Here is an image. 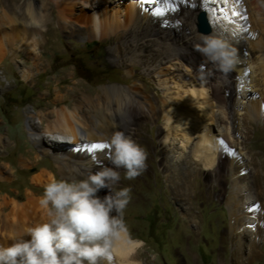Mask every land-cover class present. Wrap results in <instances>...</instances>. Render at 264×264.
I'll use <instances>...</instances> for the list:
<instances>
[{
  "label": "bare ground",
  "instance_id": "6f19581e",
  "mask_svg": "<svg viewBox=\"0 0 264 264\" xmlns=\"http://www.w3.org/2000/svg\"><path fill=\"white\" fill-rule=\"evenodd\" d=\"M187 1L186 12L206 13L212 26L209 34L215 31L216 35L225 38L227 25L229 33L233 34L234 27L244 33L246 25L249 24L256 25L257 32L264 33V8L258 0H247L249 11H252L251 19L239 27L230 19L228 0ZM162 2L164 0H129L128 6L123 10L118 6L102 12L95 10L92 16L81 18L78 21L80 25L76 28L77 23L71 20L74 17L70 19L63 16L65 13L61 14L67 3L59 4V10L55 11L51 5L55 3L54 0H31L33 8L46 20L44 30H40L29 27L27 23L29 0H0V76L9 81L6 88L0 80V99L15 82L36 87L43 81L41 86L47 89L39 96L45 103L33 105V110L26 113L27 133L19 123L15 131V141L0 133V157L8 151L11 143L19 145L21 154L18 166L28 171L37 170L32 181L35 187L41 189L53 178L56 179L55 173L44 163L47 159L53 162L62 179L80 180L86 178L89 172L99 171L101 166L112 167L106 159L110 149H98L89 153L85 146L93 143L105 144L104 141L111 133L123 131L144 147L147 131L162 116L166 121L157 134L159 137L163 136L162 145L165 150L162 151L159 164L164 171H178L181 175L180 187H171L168 184V193L176 199L184 197L192 202L202 200L208 204L213 201V196H217L229 210L226 234L234 248L233 264H253L260 256L258 248L264 243L260 238L263 226L260 222L264 217V164H261V170L255 171L252 181L248 179L249 183L245 182L248 173L244 167V148L241 149L240 144L232 141L224 155L226 148L221 143L224 140L219 138V144L212 140L210 123L214 122V118L217 119V124L221 120L212 108L213 103L209 102L213 97L212 92L203 83L200 73H185L180 63L182 52H196L193 45L199 42L200 35L195 24L196 17L194 16L191 24L181 23L172 9L160 7ZM108 3L109 0H93L90 1V7ZM53 24L57 26L54 27ZM57 30H68L70 35L85 40L98 38L111 41L107 49L109 63L124 69L127 81L98 89L77 79L74 71L63 70L46 77L53 71L44 56L52 54L54 45L50 46L49 37ZM230 44L238 51L234 43ZM252 45L251 56L264 52L263 40ZM238 57V63L233 69L234 81L227 77L220 82L223 87L231 88V95L227 100L230 124L234 118L239 117L244 103L241 99L244 97L247 101L246 107H243L248 112L256 111L264 117V79L254 80L260 75L255 74L254 77L257 71L253 72L254 67L249 63L248 54L238 51ZM12 65L15 66L14 72L9 68ZM189 74L193 77L191 84L186 81ZM149 78H155L158 89L162 92H155V98L149 95ZM260 82L263 86L261 100L250 101V97L259 91L257 88ZM52 85L55 87L50 90ZM245 108L244 111L247 112ZM174 117L176 118L172 122ZM255 118L247 117V124L254 125ZM0 121L1 125L2 120ZM25 134L28 135V140L24 138ZM171 135L176 139L179 137L181 145L168 143L167 139ZM196 137L198 141L190 145ZM244 145L246 149H251L247 142ZM188 146L189 152H184L183 149ZM179 147L183 158L177 163L169 149L174 151V148L178 150ZM224 159L226 162L223 163ZM196 162H200L208 170L210 182H201L198 176L194 178ZM117 170L121 179L111 186L113 191L129 186L125 182L124 170ZM14 173L10 164L0 163V174L4 181L12 182L9 174ZM144 173L145 171L134 179L138 184ZM37 194L38 192L30 191L28 200L24 203L0 200V234L5 231L3 237H0V245L10 246L20 238L30 240L31 237L26 235L27 228L46 220L45 210L39 204L40 197L35 196ZM108 194L109 189L105 188L97 196L103 198ZM139 194L137 191L132 192L135 196ZM138 200V197L131 196L126 209H138V205H142ZM254 203L262 207L261 212L255 210ZM7 210L9 212L5 214ZM112 214L115 215L114 212ZM251 220L259 221L258 225L251 224ZM249 234L252 236V247L250 254L244 258L242 252L247 244H244L243 238ZM5 238H9L8 243ZM127 239L128 236H124L116 244L115 264H135L132 262V252L140 243H127Z\"/></svg>",
  "mask_w": 264,
  "mask_h": 264
},
{
  "label": "rangeland",
  "instance_id": "374dc122",
  "mask_svg": "<svg viewBox=\"0 0 264 264\" xmlns=\"http://www.w3.org/2000/svg\"><path fill=\"white\" fill-rule=\"evenodd\" d=\"M90 1L93 2V0H67V2L66 0H54L55 3L51 5L56 11L59 10V4L67 3L65 10L62 11L61 14L65 13L66 15L63 14V16L69 17L70 19L74 17L75 19L73 18L71 20L77 23L76 28H78L80 25L78 21L84 16H92L91 14H93L95 10L100 12L106 9L113 10L117 6L123 10L129 3V0H109L108 4H101L98 7L91 8ZM187 2V0H164L160 7L164 6L165 8L172 9L178 15V18H180L179 20L181 23L191 24L195 16L196 28L200 33L198 29L199 17L205 12H198L196 13L197 15L194 11L186 12ZM228 3L230 5L229 10L231 11L230 19L234 24L239 27L240 24L242 26L247 22H250L252 11H249L247 0H228ZM223 8L225 9L224 6H222V9ZM236 13H239V15ZM242 16L247 17V19H243ZM207 21L212 31V26L208 18ZM53 26L55 27L57 24H53ZM247 27H249V29ZM226 28L228 32L226 34L224 33L225 38L229 43H234L240 53L249 55V63L254 67L253 72L257 71L254 73V77L256 76L255 74H257V76L260 75L258 76L260 80L257 79L258 77H255L254 80L262 81L264 79V52L254 53V55L251 56L250 50H252V47L254 46L252 44H256L262 40L264 42V33L259 30V32H257L258 27L256 25L253 26V24L246 25V34L245 32H242L243 30L239 28L235 29V27L234 33L231 34L229 33V25H227ZM250 29L252 30L250 31ZM56 32L51 33L49 37L50 46L54 45L52 54H46L44 56V59L49 63L48 65L53 71V73L47 74L46 77H51L55 73L63 70H69L70 72L74 71L77 79H81L98 89L102 86L118 83L123 84L127 81L128 78L126 77V71L109 63L107 49L111 45V41H102L98 38L90 40L81 39L80 37L70 35L68 30H57ZM64 48L67 50H63ZM199 54L200 53L198 52H182L180 63L182 64L184 71H186L185 73H190L192 71H194V73H200L199 66L201 64L206 66L204 68L205 79H203V83L212 92L213 97L209 102L213 103L212 108L215 109L216 114L221 118L219 124L216 123L217 121L215 120L217 119L215 118L214 122H212V124L210 123L211 129H209V131L211 132L210 134H212V140L216 143L220 142L219 138L224 140L223 147L226 148L224 150V155L227 154L230 142L232 141L240 144L241 149H245H242L245 157L244 167L247 168L248 173L246 174L247 181L245 182L249 183V181H252L255 171L261 170V166L264 164V117L258 115L257 113L259 112L256 111L248 112L245 108V102L247 99L244 97L241 101L244 102L243 106L245 107L242 106L243 109H240L241 113L238 115L239 117L236 119L234 118L232 124H230L227 100L231 95V88L223 87L220 82L223 78L226 79L227 77H230L234 81L233 74H235V72L232 70L225 76L220 73L211 62L207 61L206 58ZM9 68L14 72V65H12V67L9 66ZM190 76L191 75L189 74V78L186 80L189 84L193 83V77L191 78ZM0 80L4 84V87L8 88L9 81L2 75L0 76ZM148 81L149 85L147 84V87L151 97L155 98V92L157 91L162 93L161 90L158 89L155 78H149ZM42 82L43 81H40L39 85L36 87H30L24 82L22 84L15 82L12 83L13 86H11L9 90L7 89L8 91L2 99H0V120H2L0 133L3 134V136L15 141L14 137L17 135L15 131L18 123L26 132V113H30L33 110V105L45 103V100H42L39 97L41 92L47 90L41 86ZM54 87L55 86L52 85L49 88L50 90H53ZM262 88L263 86L260 82L257 88L259 91L250 97V101L258 102L261 100V92H263ZM245 94H249V96L251 95V93H244V95ZM244 108L247 112L244 111ZM248 115L252 118L256 117V120L253 119L255 124L252 126L247 124ZM175 118L176 117L172 118V122ZM165 121L164 117L161 116L157 124L153 125L146 133L144 148L148 153V159L146 162L147 170H145V173L142 175L140 184L135 180L126 179L125 182L129 186L121 187V189L130 187L131 196H133V198L138 197V201L142 204L138 205V209L136 210L131 211L125 209L123 215L128 228V236H130L132 241L140 243L132 252V262L135 264H233L234 248L226 234V226L229 222V210L227 206L219 201L217 196H213V201L208 204L202 200L192 202L189 201L188 198L184 199V197L176 199L167 191L166 186L168 184L171 187H180L181 175L178 171H164L162 165L159 164L163 156L162 153L165 149L162 145L163 136L159 137L157 133L159 129L164 127ZM24 138L28 140V135L25 134ZM167 141L170 144L174 143L175 145H181L179 137L176 139V137L171 135L168 137ZM197 141L198 137L194 138L190 145ZM244 142L251 145L250 150L245 148ZM189 146L187 149H183V151L188 153L190 150ZM178 150L175 148L174 151L169 149V153L173 155L175 161L177 160V163L183 158L180 154L183 153L180 150V147ZM20 154L21 148L19 145H13L11 143V147L8 151L0 157V163L10 164L15 171L14 175L9 174L12 182L4 181L0 174L1 201L14 200L19 203H24L28 200V193L30 191L38 192L35 196L40 198L43 195L44 189L35 187V184H33L32 181L33 176L38 171H28L18 166ZM231 159L232 158H230V160ZM224 162H226V159L223 160V163ZM44 163L55 173L56 179L71 181L61 178L50 159H47ZM194 167H196L194 178L198 176L200 177L199 179L202 180L201 182H210L208 180L209 172L200 162L194 163ZM134 191L140 192L139 196L132 195V192ZM257 205L259 204L254 203L255 208ZM258 211H262L260 205ZM8 212L9 211L7 210L5 214ZM250 222L254 226H257L259 223V221L256 222L255 220H251ZM260 223L263 225L260 231V238L264 241V217L261 219ZM3 232L0 234V237H3ZM250 237L252 238L251 234L248 236L246 235V237L243 238L244 244H247L246 249L242 252L244 258L250 254L252 247ZM5 241L8 243L9 238H5ZM260 247L261 248H258V254H260L258 258L259 260L257 259L253 264H264V243Z\"/></svg>",
  "mask_w": 264,
  "mask_h": 264
},
{
  "label": "clouds",
  "instance_id": "9594fccd",
  "mask_svg": "<svg viewBox=\"0 0 264 264\" xmlns=\"http://www.w3.org/2000/svg\"><path fill=\"white\" fill-rule=\"evenodd\" d=\"M258 3L264 8V0ZM27 11L29 27L44 30L46 20L31 0ZM193 49L225 76L239 60L237 49L215 31L200 34ZM199 67L203 80L206 66ZM104 143L110 149L106 159L112 167L101 166L80 180L53 178L47 183L39 199L46 220L27 228L30 240L20 238L10 246L0 245V264H115L116 244L128 236L123 215L131 200V188L113 191L111 186L121 179L117 169L124 170L127 180L139 177L147 168L148 153L123 131H114ZM105 188L109 194L97 196ZM126 242L136 243L130 236Z\"/></svg>",
  "mask_w": 264,
  "mask_h": 264
},
{
  "label": "water",
  "instance_id": "95a60500",
  "mask_svg": "<svg viewBox=\"0 0 264 264\" xmlns=\"http://www.w3.org/2000/svg\"><path fill=\"white\" fill-rule=\"evenodd\" d=\"M198 29L202 34H209L211 31L205 13H202L199 17Z\"/></svg>",
  "mask_w": 264,
  "mask_h": 264
},
{
  "label": "snow or ice",
  "instance_id": "6c2138e0",
  "mask_svg": "<svg viewBox=\"0 0 264 264\" xmlns=\"http://www.w3.org/2000/svg\"><path fill=\"white\" fill-rule=\"evenodd\" d=\"M237 15H239V13H236ZM244 19L246 20L247 17H244ZM246 31V29H245ZM247 75V73H245ZM223 143V142H221ZM85 148L88 150L89 153L94 152L95 150L98 149H108V146L106 144H98V143H93L91 146H85ZM255 210H259V205L256 206Z\"/></svg>",
  "mask_w": 264,
  "mask_h": 264
}]
</instances>
